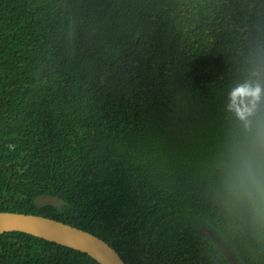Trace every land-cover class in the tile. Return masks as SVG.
I'll return each instance as SVG.
<instances>
[{
    "label": "trees",
    "instance_id": "trees-1",
    "mask_svg": "<svg viewBox=\"0 0 264 264\" xmlns=\"http://www.w3.org/2000/svg\"><path fill=\"white\" fill-rule=\"evenodd\" d=\"M246 82L264 84V0H0V211L87 230L127 264H232L210 232L264 264V233L217 196ZM0 264L100 263L8 231Z\"/></svg>",
    "mask_w": 264,
    "mask_h": 264
},
{
    "label": "clouds",
    "instance_id": "clouds-1",
    "mask_svg": "<svg viewBox=\"0 0 264 264\" xmlns=\"http://www.w3.org/2000/svg\"><path fill=\"white\" fill-rule=\"evenodd\" d=\"M233 93L245 104L238 105L239 110L230 108L240 122L239 130L224 156L217 196L227 215L264 233V84L237 85L229 92L230 100Z\"/></svg>",
    "mask_w": 264,
    "mask_h": 264
},
{
    "label": "water",
    "instance_id": "water-1",
    "mask_svg": "<svg viewBox=\"0 0 264 264\" xmlns=\"http://www.w3.org/2000/svg\"><path fill=\"white\" fill-rule=\"evenodd\" d=\"M38 206L54 205L61 207L66 201L58 195L43 193L35 197ZM8 231H22L42 237L46 240L71 247L87 253L100 264H127L104 239L95 234L62 222L60 220L42 216L12 211H0V233ZM217 244L222 248L232 264H238L228 247L219 237L210 232Z\"/></svg>",
    "mask_w": 264,
    "mask_h": 264
}]
</instances>
